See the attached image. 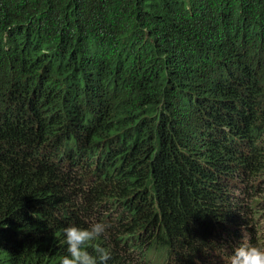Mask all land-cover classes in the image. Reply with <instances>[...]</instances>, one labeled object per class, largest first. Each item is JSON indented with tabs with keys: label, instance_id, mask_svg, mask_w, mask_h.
Returning <instances> with one entry per match:
<instances>
[{
	"label": "trees",
	"instance_id": "obj_1",
	"mask_svg": "<svg viewBox=\"0 0 264 264\" xmlns=\"http://www.w3.org/2000/svg\"><path fill=\"white\" fill-rule=\"evenodd\" d=\"M93 221L107 264L264 247V0H0V264Z\"/></svg>",
	"mask_w": 264,
	"mask_h": 264
},
{
	"label": "clouds",
	"instance_id": "obj_2",
	"mask_svg": "<svg viewBox=\"0 0 264 264\" xmlns=\"http://www.w3.org/2000/svg\"><path fill=\"white\" fill-rule=\"evenodd\" d=\"M111 227L105 222H91L87 228L69 226L62 229L66 255L60 258L59 264H107L111 258L107 249L99 244H93L106 236ZM94 246L96 255L87 249ZM228 264H264V247L250 243L247 237L235 249L234 254L228 256Z\"/></svg>",
	"mask_w": 264,
	"mask_h": 264
}]
</instances>
